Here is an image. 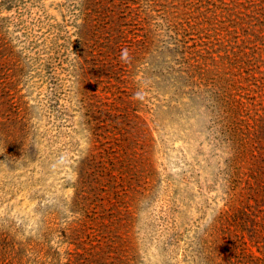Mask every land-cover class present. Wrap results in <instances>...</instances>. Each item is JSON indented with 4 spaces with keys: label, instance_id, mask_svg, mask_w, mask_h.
<instances>
[{
    "label": "rangeland",
    "instance_id": "1",
    "mask_svg": "<svg viewBox=\"0 0 264 264\" xmlns=\"http://www.w3.org/2000/svg\"><path fill=\"white\" fill-rule=\"evenodd\" d=\"M78 1L0 0L7 79L35 147L33 162L10 159L29 130L6 110L0 264H264V201H229V149L192 75L201 51L210 64L264 54L259 20L230 0H112L128 32L112 49L82 40Z\"/></svg>",
    "mask_w": 264,
    "mask_h": 264
},
{
    "label": "trees",
    "instance_id": "2",
    "mask_svg": "<svg viewBox=\"0 0 264 264\" xmlns=\"http://www.w3.org/2000/svg\"><path fill=\"white\" fill-rule=\"evenodd\" d=\"M112 0H79V9L84 13V22L79 25V35L84 42L93 37L105 36L107 48H114L128 37V32L122 28L120 19L115 16L111 6ZM135 2L139 0H134ZM149 10L165 0H144ZM245 11L250 21L259 20L258 36L264 44V0H230L227 1ZM131 7V6H130ZM172 9L167 10V18L177 27L185 24V11L180 12V3H174ZM0 11H2L0 7ZM133 11V10H132ZM190 13L189 27L198 26V18ZM166 18V16H165ZM5 18L0 15V130L9 118L8 109L16 106L17 119L24 125L29 123L26 115H20L22 109L19 102L14 100L11 93L12 85L8 83V76L13 74L12 66L6 62L11 58L5 57L6 47L10 44L6 33L2 30ZM178 29V28H177ZM136 36V35H135ZM199 44V43H197ZM201 51L200 49H198ZM208 50H206L207 52ZM244 51L243 53L220 56L217 63H208L210 57L201 51L202 59L193 62V74L202 79L198 90L206 93L212 116L220 133V143L228 148L229 168L226 171V193L231 202L256 200L264 201V73L260 68L264 65V54L261 51ZM204 60V61H203ZM261 73V75H259ZM13 83V80H11ZM204 85V86H202ZM243 90H247L245 94ZM7 108V109H6ZM26 123H25V122ZM29 130V131H28ZM26 139L19 148L9 149L13 162L27 164L33 162L34 138L30 136V126L27 125ZM229 212L228 209L223 210ZM252 208H250V213ZM232 213V212H231ZM234 216H240V210L235 209ZM256 216V214H255ZM224 218V217H222ZM258 222L255 226H258ZM102 229V222L100 225ZM258 230V227H256ZM107 244L112 239L108 237ZM93 244L92 249L96 248ZM7 259L6 254H4Z\"/></svg>",
    "mask_w": 264,
    "mask_h": 264
},
{
    "label": "clouds",
    "instance_id": "3",
    "mask_svg": "<svg viewBox=\"0 0 264 264\" xmlns=\"http://www.w3.org/2000/svg\"><path fill=\"white\" fill-rule=\"evenodd\" d=\"M124 58V53L122 52V59Z\"/></svg>",
    "mask_w": 264,
    "mask_h": 264
}]
</instances>
